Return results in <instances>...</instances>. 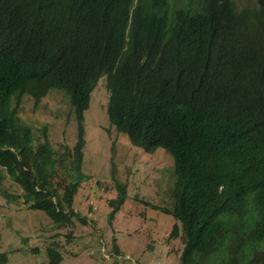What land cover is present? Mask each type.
Segmentation results:
<instances>
[{
	"label": "trees",
	"instance_id": "trees-1",
	"mask_svg": "<svg viewBox=\"0 0 264 264\" xmlns=\"http://www.w3.org/2000/svg\"><path fill=\"white\" fill-rule=\"evenodd\" d=\"M100 78L115 131L173 157L162 211L179 264H264V0H0V197L17 186L25 207L71 223ZM52 90L72 106V147L55 150L19 118L25 97L34 110ZM124 200L118 188L112 216Z\"/></svg>",
	"mask_w": 264,
	"mask_h": 264
},
{
	"label": "rangeland",
	"instance_id": "rangeland-1",
	"mask_svg": "<svg viewBox=\"0 0 264 264\" xmlns=\"http://www.w3.org/2000/svg\"><path fill=\"white\" fill-rule=\"evenodd\" d=\"M232 2L242 8L257 0ZM108 96L100 78L84 113L82 175L76 180L71 223L57 227L23 200L0 197L2 264H48L50 248L59 251V264H179L180 236H172L175 221L162 211L172 207L173 157L162 148L144 152L117 133L106 116ZM33 108L25 97L19 118L42 142L55 150L61 144L74 146L78 124L63 92L50 91ZM4 186H11L9 178ZM15 187V193L21 192ZM118 188L124 189L125 200L112 216L115 203L110 201L118 197Z\"/></svg>",
	"mask_w": 264,
	"mask_h": 264
},
{
	"label": "clouds",
	"instance_id": "clouds-1",
	"mask_svg": "<svg viewBox=\"0 0 264 264\" xmlns=\"http://www.w3.org/2000/svg\"><path fill=\"white\" fill-rule=\"evenodd\" d=\"M20 193H21V192L17 193V196L14 195V194H11V195L8 197V199H14V198H17V197L20 196ZM0 235H1V234H0ZM0 253H1V252H0ZM1 254H2V253H1Z\"/></svg>",
	"mask_w": 264,
	"mask_h": 264
}]
</instances>
